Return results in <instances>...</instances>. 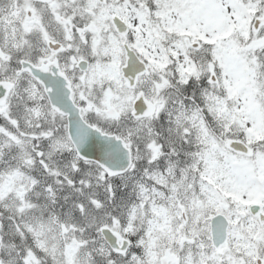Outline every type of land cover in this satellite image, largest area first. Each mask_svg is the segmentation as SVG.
I'll return each mask as SVG.
<instances>
[{
	"label": "snow or ice",
	"instance_id": "snow-or-ice-1",
	"mask_svg": "<svg viewBox=\"0 0 264 264\" xmlns=\"http://www.w3.org/2000/svg\"><path fill=\"white\" fill-rule=\"evenodd\" d=\"M0 264H264V0H0Z\"/></svg>",
	"mask_w": 264,
	"mask_h": 264
}]
</instances>
